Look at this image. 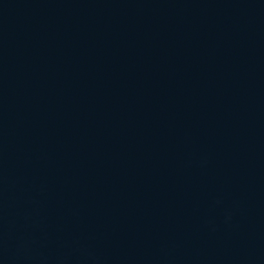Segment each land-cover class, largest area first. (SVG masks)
I'll list each match as a JSON object with an SVG mask.
<instances>
[{"label":"water","instance_id":"obj_1","mask_svg":"<svg viewBox=\"0 0 264 264\" xmlns=\"http://www.w3.org/2000/svg\"><path fill=\"white\" fill-rule=\"evenodd\" d=\"M0 264H264V0H0Z\"/></svg>","mask_w":264,"mask_h":264}]
</instances>
